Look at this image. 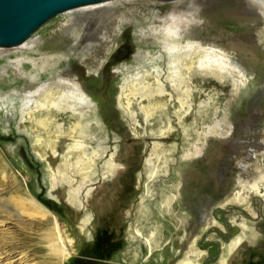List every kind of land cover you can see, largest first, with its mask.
Segmentation results:
<instances>
[{
  "label": "rangeland",
  "instance_id": "374dc122",
  "mask_svg": "<svg viewBox=\"0 0 264 264\" xmlns=\"http://www.w3.org/2000/svg\"><path fill=\"white\" fill-rule=\"evenodd\" d=\"M257 2L264 7V0L81 7L31 36L44 51L29 52L35 60L19 73L9 62L26 58L21 46L0 48V249L13 250V264L23 257L26 264H264V69L255 80H228L231 53L204 39V63L190 80L177 78L180 54L196 46L183 32L198 13L254 20L263 41ZM76 19L78 39L59 27ZM227 22L228 31H243ZM51 80L65 82L91 124L84 134L70 111L59 117V141L35 118L24 121L22 109ZM37 136L54 140L56 154L37 146ZM79 140L94 159L89 180L76 173ZM112 158L122 168L111 167ZM52 167L62 177L56 188ZM65 174L80 192L75 205L66 201ZM53 218L69 258L51 248Z\"/></svg>",
  "mask_w": 264,
  "mask_h": 264
},
{
  "label": "bare ground",
  "instance_id": "6f19581e",
  "mask_svg": "<svg viewBox=\"0 0 264 264\" xmlns=\"http://www.w3.org/2000/svg\"><path fill=\"white\" fill-rule=\"evenodd\" d=\"M105 2H109V1H105ZM105 2H101V3H105ZM255 5L262 12V14L259 15L260 21L264 22L263 5L259 2L255 3ZM88 6L90 5H87V7ZM84 7L86 6H83V8ZM227 21H231L238 27L243 28V31H240L238 33H234L233 31L232 32L228 31L225 27ZM193 22L194 23L192 27L185 28L183 33L185 37L188 38V41L192 45H196V46H194V48L190 50L191 51L190 55L185 56L183 54H180V60L182 63L181 65L183 67V70L181 71L183 75H178L177 76L178 79L190 80L192 75L191 71L194 70L195 68H198L200 66V62L204 63L203 61L206 60L207 57L206 54H202V51L205 49H203V46L201 45L204 39H211L212 40L211 44L214 45L215 47H217V45L219 44L224 45L222 47L226 46L228 48V51L231 53V57H228L227 60V62L229 61L231 76L228 77L226 75L223 76L224 78L227 77L228 80H255L258 67L260 68V70L264 69V40L263 41L256 40L262 34L259 33L258 31L260 24H258L254 20L246 19V18H236L230 15L224 16L223 14L218 15L217 13L212 12L205 14L198 13ZM78 23H79L78 19L72 22L66 21L64 24L59 25V27L63 31H65V33H67L68 35H72L78 39L80 37V33L78 32L76 27L78 26ZM18 46L19 47L21 46L19 48L20 56L26 55V58L19 59L14 62L11 61L9 62L11 70H13L15 73H19V71L22 70L24 62L28 61V59H31L28 62H31L33 59L35 60V57L33 55L28 54L29 52L31 51L37 52L40 50L44 51L43 48L41 47V41L34 37L32 38L29 37L27 40L14 47H18ZM14 47H10V48H14ZM257 52L260 53V56L257 55ZM36 68L37 65L36 64L33 65V69ZM103 69H105V66L103 67ZM148 78H151V76ZM33 80H37V79L34 78ZM62 83L65 82L59 80H51L48 83L39 84L35 90L37 94H35L30 99V102L27 103V109L25 111L22 109L23 111L22 113L24 115V121H26L27 119L33 120L35 118L36 119L35 127L37 129H44L47 132H52L53 133L52 137L57 139L55 141H59L63 135V124L59 120V117L62 115V113H67L68 111H70L73 117L79 119L80 122L74 125L75 130L79 134H84L86 129H89L91 125V124H85L86 116H84V114L79 108L75 107L76 105L75 102L74 104H72V102L70 101L69 88L62 85ZM35 141L37 146L39 147L46 146L49 149L48 154H53V155L56 154V152L52 150L50 151L51 145L53 143H56L54 142V140L52 139L47 140L42 138L41 136H37ZM76 146L83 149L82 151L83 156L78 155L76 157V166H75V169L77 170L76 173L79 172L85 173L86 179L89 180L90 174L94 170L92 166V163H94V159L91 158L92 155L89 152V148L86 146V142L84 140H79L76 143ZM53 155H51L47 159L48 160L47 162H49L50 164H54L55 162ZM110 166L111 167L114 166L117 169L122 168V165L117 161L115 162L114 158L111 159ZM51 172L53 173V178H54L53 181L55 184L54 187L56 188V186L58 185V180L60 178L58 177L59 171L58 169L52 167ZM63 178L68 181V185L70 187V190L68 191V195L66 197L67 199L66 201H68V203L75 205L78 202L77 201L78 198H80L79 197L80 192L78 191L77 188L76 189L72 188L74 178L72 176L67 177L66 174L63 176ZM29 202L34 208L40 210L44 216L51 214L48 210L44 209L42 206L35 203V201L30 200ZM52 215L53 214H51V216ZM3 225H4L3 221H0V226ZM49 233L50 234L48 236L49 239L52 241L51 248L53 249V251L56 252L60 258L62 259L67 258L70 255V251L68 248L67 240L63 236L61 229L59 227V222L57 218H53L52 229L50 230ZM68 241L69 243L72 242L71 239H69ZM240 243L241 240H239V242L234 245L235 248L232 250V252L238 251V245ZM188 251L190 253L192 252L191 250ZM14 258L15 256L12 249L4 248V247L0 249V264H13ZM26 263L27 262H25L24 257L21 258L18 262V264H26Z\"/></svg>",
  "mask_w": 264,
  "mask_h": 264
},
{
  "label": "water",
  "instance_id": "95a60500",
  "mask_svg": "<svg viewBox=\"0 0 264 264\" xmlns=\"http://www.w3.org/2000/svg\"><path fill=\"white\" fill-rule=\"evenodd\" d=\"M105 1L110 0H0V47L21 44L61 13Z\"/></svg>",
  "mask_w": 264,
  "mask_h": 264
}]
</instances>
